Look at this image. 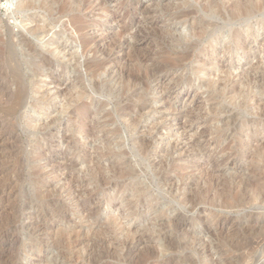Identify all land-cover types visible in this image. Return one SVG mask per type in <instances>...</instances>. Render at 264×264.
Segmentation results:
<instances>
[{
	"label": "rangeland",
	"instance_id": "1",
	"mask_svg": "<svg viewBox=\"0 0 264 264\" xmlns=\"http://www.w3.org/2000/svg\"><path fill=\"white\" fill-rule=\"evenodd\" d=\"M13 1L0 0V264H264V158L245 137L264 142V1ZM234 5L249 14L232 19Z\"/></svg>",
	"mask_w": 264,
	"mask_h": 264
},
{
	"label": "bare ground",
	"instance_id": "2",
	"mask_svg": "<svg viewBox=\"0 0 264 264\" xmlns=\"http://www.w3.org/2000/svg\"><path fill=\"white\" fill-rule=\"evenodd\" d=\"M198 1V0H197ZM233 1V0H232ZM250 1V0H249ZM259 1V0H258ZM264 1V0H263ZM262 1V2H263ZM13 0H7V7H9V6H11L12 7V4H13ZM77 2V1H76ZM80 2H82V1H80ZM202 2V1H201ZM243 2V1H242ZM245 2V1H244ZM252 2V1H251ZM256 2H257V0H256ZM29 3V2H28ZM44 3V2H43ZM104 3H106V2H104ZM104 3H102V4H104ZM108 3V2H107ZM203 3V2H202ZM207 3V2H206ZM209 3V2H208ZM232 3H234V2H232ZM236 3V2H235ZM249 3V2H248ZM49 4V3H48ZM73 4V3H72ZM77 4V3H76ZM79 4H81V3H79ZM227 4V3H226ZM237 4V3H236ZM239 4V3H238ZM246 4V3H245ZM255 4L256 3H254V6H255ZM257 4H260V3H257ZM0 5H1V3H0ZM29 5V4H28ZM51 5V4H50ZM205 5V4H204ZM212 5V4H211ZM215 5V4H214ZM230 5V4H229ZM243 5V4H242ZM261 5V4H260ZM55 6V5H54ZM183 6V5H182ZM203 6V5H202ZM232 6V5H231ZM230 6V7H231ZM245 6V5H244ZM259 6V5H258ZM262 6H263V4H262ZM261 6V7H262ZM64 7H65V9H67L68 10V8H69V5H64ZM68 7V8H67ZM88 7V6H87ZM211 7V6H210ZM215 7V6H214ZM226 7V6H225ZM233 7H235V8H233L234 10V12H233V14H232V12L230 13L231 15H232V19H234V18H242V17H244L245 15L247 16L248 14H249V10L248 9H241V8H239L240 6H233ZM243 7V6H242ZM248 7H249V5H248ZM247 7V8H248ZM73 8V7H72ZM254 8V7H253ZM253 8H251L253 11H254V9ZM255 8H257L256 6H255ZM208 9V8H207ZM215 9V8H214ZM232 9V8H231ZM258 9V11H260L259 9H261V8H257ZM256 9V10H257ZM263 9H264V6H263ZM262 9V10H263ZM62 10V9H61ZM70 10V9H69ZM72 10V9H71ZM211 10L213 11V6L211 7ZM221 10V9H220ZM220 10H218V12L220 11ZM256 10H255V12H256ZM60 11V10H59ZM249 11V12H248ZM217 12V11H216ZM215 12V13H216ZM217 12V13H218ZM229 12V11H228ZM61 13V12H60ZM210 13V12H209ZM221 13H222V11H221ZM190 15V14H189ZM230 15V16H231ZM252 19V18H251ZM38 22V21H37ZM173 22V21H172ZM193 22V21H192ZM77 23V22H76ZM178 26V25H177ZM206 26L207 27H204V26H201V24L200 25H198L195 29H193V30H191V34L193 35H195V36H197V38L198 39H205L207 36H209L210 34H211V29H214L215 28V24H213L212 22H208V23H206ZM260 26V25H259ZM44 28V27H43ZM88 28V27H87ZM33 29V28H32ZM42 29V28H41ZM34 30V29H33ZM170 30V29H169ZM239 30V29H238ZM241 30V29H240ZM167 31V30H166ZM171 31V30H170ZM242 31V30H241ZM125 32V31H124ZM188 32V31H187ZM186 32V33H187ZM245 32H247V30H245ZM244 32V33H245ZM181 34V33H180ZM94 35V34H93ZM191 35V36H192ZM247 35H249V34H247ZM256 36V35H255ZM263 36V35H262ZM196 38V37H195ZM238 38V37H237ZM243 38V37H242ZM200 41V40H199ZM90 41L87 39V40H85L84 41V44H85V47H86V49H88V46L90 45V43H89ZM117 43V42H116ZM245 45V44H244ZM28 46H31V45H28ZM31 47H33V46H31ZM209 47H211V44H209ZM237 48V47H236ZM246 48V47H245ZM59 48L57 47V48H55V49H53V51L55 50V52H54V54L57 52V54L59 55L60 54V50H58ZM103 49V48H102ZM31 50V49H30ZM74 50V49H73ZM210 50H211V48H210ZM220 51V50H219ZM93 52V51H92ZM62 53V52H61ZM90 54V53H89ZM36 60H37V62H36V66H40V64H41V60H42V62H46L47 60H48V58L46 57V56H43V54H38V53H36ZM188 57V56H187ZM184 58V57H183ZM35 60V61H36ZM212 66V65H211ZM223 70V69H222ZM236 70V69H235ZM253 70V69H252ZM219 71V70H218ZM227 71V70H226ZM229 71V70H228ZM232 71V70H231ZM234 72V70L232 71V73ZM119 73V72H118ZM214 74V73H213ZM222 74H224L225 75V79H227L226 81H230V83L231 84H233L234 82H231V79H232V74L231 73H227V72H222ZM246 74V73H245ZM247 75V74H246ZM246 75H245V77H246ZM251 75H252V72H251ZM155 76V75H154ZM211 75H209V77H210ZM248 76V75H247ZM215 77V76H214ZM221 77H222V75H221ZM238 77V76H237ZM42 78V77H41ZM234 78V77H233ZM242 78V77H241ZM247 78H249V77H247ZM251 78V77H250ZM56 80V79H55ZM210 80V79H209ZM214 80V78L212 79V82H214L213 81ZM242 80V79H241ZM245 80V79H244ZM251 80V79H250ZM224 82V85L225 86H227V84H229V83H227V82ZM216 82V81H215ZM221 82V81H220ZM241 82V81H240ZM222 83V82H221ZM96 84V83H95ZM230 84V85H231ZM245 84V83H244ZM262 84V83H261ZM220 85V84H219ZM223 85V84H222ZM222 85H221V87H222ZM235 85V84H234ZM45 86H47V85H45ZM215 86V85H214ZM263 86V85H262ZM36 87H38V86H36ZM58 87V86H57ZM239 87V86H238ZM237 87V88H238ZM237 90H239V89H237ZM232 91H234V90H232ZM73 93V92H72ZM238 93V92H237ZM243 93V92H242ZM242 93H240V94H242ZM233 94V93H232ZM236 94V93H235ZM229 95V94H228ZM257 95V94H256ZM77 96V95H76ZM239 96V95H238ZM69 97V96H68ZM241 98H242V95L240 96ZM245 98V97H244ZM77 99V98H76ZM251 100V99H250ZM67 101V100H66ZM235 101H237V100H235ZM261 102V101H260ZM260 102H259V104H260ZM236 103V102H235ZM245 103V102H244ZM258 103V102H257ZM241 105V104H240ZM171 106V105H170ZM239 106V105H238ZM256 106V105H255ZM41 107H42V105H41ZM76 110V109H75ZM74 110V111H75ZM258 110V109H257ZM258 112V111H257ZM72 113H74V112H72ZM259 113V112H258ZM56 117V116H55ZM248 122V121H247ZM245 122H243V123H241V125H242V128L245 126ZM259 125V124H258ZM262 125V124H261ZM248 126V125H247ZM253 126V125H252ZM256 126V125H255ZM258 127V126H257ZM256 127V128H257ZM260 127V126H259ZM255 128V129H256ZM264 128V127H263ZM260 130H261V128H260ZM259 130V131H260ZM263 130V129H262ZM252 131V130H251ZM81 132V131H80ZM247 134H246V139H249V140H254V142L253 143H258V145L260 146V147H258V149H256V151H255V155L256 156H259L260 154H262L263 156V158H264V146H262L263 144H264V142H262V140H261V138L259 139V136L257 135V134H252V133H248V131L246 132ZM263 132H261V135H263L262 134ZM89 134V133H88ZM263 138V137H262ZM198 141H199V139H197ZM241 140V139H240ZM69 141V140H68ZM197 141V142H198ZM260 143V144H259ZM263 143V144H262ZM246 144H248V142L247 141H244V140H242V142H241V145H243L244 147L246 146ZM256 146V145H255ZM172 149V151L175 149L174 147H172L171 148ZM189 151V150H188ZM257 152V153H256ZM88 165V164H87ZM263 185H264V183H263ZM261 186H262V184H261ZM262 188H264L263 186H262ZM213 190H215L214 188H213ZM77 193H79V192H77ZM190 200V199H189ZM190 201H192V199L190 200ZM218 201V200H217ZM262 202L263 201H261V204H262ZM207 203H209L211 206H213V207H215V201L214 200H212V201H210V200H208V202ZM237 204V203H236ZM247 204H249V203H246V204H240V202H239V205L237 204V205H235L234 203H225V204H221V205H219V206H226L225 208L226 209H228V208H230L231 207V205H232V207H233V205H235L236 207H238V208H246V205ZM217 205V204H216ZM86 209V208H85ZM87 210V209H86ZM88 215H90V219L91 218H93L94 216L92 215V214H89V212H88ZM89 219V218H88ZM107 219H108V217H107ZM110 219H112V218H110ZM110 219H108V220H110ZM210 219V218H209ZM148 220V219H147ZM107 221V220H106ZM105 221V222H106ZM171 221V220H170ZM96 222H98V225L101 227V222H99L98 221V219H97V221ZM110 223L108 224L110 227V229H112L113 227H115L116 228V226L118 225L117 223H116V220H110L109 221ZM205 221L203 220L202 221V223H201V226L203 227L204 226V230H206V232L207 233H211V230H210V228H207V226H205V223H204ZM161 223V222H160ZM166 223V222H165ZM174 223V222H173ZM212 223V222H211ZM93 224L95 225V223L93 222ZM117 224V225H116ZM213 224V223H212ZM104 225V224H103ZM208 225V224H207ZM99 228V227H98ZM74 229V228H73ZM103 229V228H102ZM190 229V228H189ZM181 230V229H180ZM248 230H250V229H248ZM72 231V230H71ZM70 231V232H71ZM75 231V230H74ZM125 231H127V230H125ZM251 231V230H250ZM70 232H68V231H65V233L63 234V237H64V241H66V239H67V241H68V243L69 242H71L72 241V237H70ZM131 233V232H130ZM72 235V234H71ZM76 235V234H75ZM75 235H73V236H75ZM195 235V234H194ZM65 237H66V239H65ZM75 237H77V236H75ZM194 237V236H193ZM189 238V237H188ZM196 238V237H195ZM75 239V238H74ZM192 239V238H191ZM193 240V239H192ZM198 241V240H197ZM254 243V242H253ZM252 243V244H253ZM207 244V243H206ZM70 245V244H69ZM189 245V244H188ZM197 246V245H196ZM250 246V245H249ZM162 248V247H161ZM188 248V247H187ZM190 248V247H189ZM192 248V247H191ZM163 250H164V248H162ZM200 249V248H199ZM205 249V248H204ZM209 250V249H208ZM194 253V255H197V256H200V255H203V254H205V252L203 253L202 251H201V253H198V252H193ZM210 253V252H209ZM176 254V253H175ZM209 256V255H208ZM209 260H207V262H205V264H215V259L213 258V256H209ZM214 260V261H213ZM226 260V259H225ZM182 261H184L185 263H189V264H194L193 263V261H192V259L189 257V256H187L186 258H182V260H181V262ZM219 263V262H218ZM217 263V264H218ZM222 263V262H221Z\"/></svg>",
	"mask_w": 264,
	"mask_h": 264
}]
</instances>
